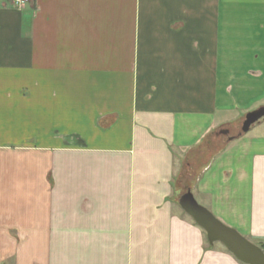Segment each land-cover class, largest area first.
<instances>
[{"label": "crops", "instance_id": "obj_1", "mask_svg": "<svg viewBox=\"0 0 264 264\" xmlns=\"http://www.w3.org/2000/svg\"><path fill=\"white\" fill-rule=\"evenodd\" d=\"M263 106L264 0H0V264H246L178 176L262 247Z\"/></svg>", "mask_w": 264, "mask_h": 264}, {"label": "water", "instance_id": "obj_2", "mask_svg": "<svg viewBox=\"0 0 264 264\" xmlns=\"http://www.w3.org/2000/svg\"><path fill=\"white\" fill-rule=\"evenodd\" d=\"M262 118H264V106L247 113L238 135L248 132L251 126ZM178 203L206 231L210 243L221 242L238 260L246 264H264V249L235 228L220 221L196 200L191 190L181 194Z\"/></svg>", "mask_w": 264, "mask_h": 264}, {"label": "rangeland", "instance_id": "obj_3", "mask_svg": "<svg viewBox=\"0 0 264 264\" xmlns=\"http://www.w3.org/2000/svg\"><path fill=\"white\" fill-rule=\"evenodd\" d=\"M241 127H242V125L240 126L239 130H241ZM237 131H238V129L235 130V131L234 130H231L230 134H235V133H237ZM218 138H221V140L225 141L227 139V136H224V135H223V137H219L218 136ZM218 138L215 137V140H217ZM214 146H215L214 148L218 147L219 146V143L218 142H215V145ZM214 148H212V147L209 148L208 147V148H205L206 150H204V151L213 150ZM206 155L207 156H210L211 154L210 155L209 154L203 155L204 158H200L201 156L200 155H197L196 156V158H197L196 160L198 162H200V159H204L205 160L206 159L205 157H207ZM192 178H193V175H190L188 173L187 169L184 170L183 173L180 174V176H178V184L181 186V189L179 190V194L177 196L178 199H179V197H180L181 194H183L184 192L187 191V186L189 185L190 181H192Z\"/></svg>", "mask_w": 264, "mask_h": 264}, {"label": "built area", "instance_id": "obj_4", "mask_svg": "<svg viewBox=\"0 0 264 264\" xmlns=\"http://www.w3.org/2000/svg\"><path fill=\"white\" fill-rule=\"evenodd\" d=\"M11 1L19 6H24L30 4L33 0H11Z\"/></svg>", "mask_w": 264, "mask_h": 264}, {"label": "trees", "instance_id": "obj_5", "mask_svg": "<svg viewBox=\"0 0 264 264\" xmlns=\"http://www.w3.org/2000/svg\"><path fill=\"white\" fill-rule=\"evenodd\" d=\"M262 248L264 249V245H262Z\"/></svg>", "mask_w": 264, "mask_h": 264}]
</instances>
